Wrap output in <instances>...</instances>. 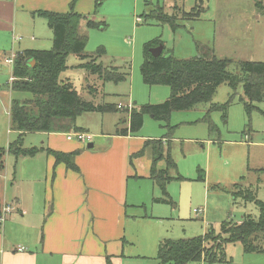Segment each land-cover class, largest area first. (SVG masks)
<instances>
[{
    "label": "rangeland",
    "instance_id": "1",
    "mask_svg": "<svg viewBox=\"0 0 264 264\" xmlns=\"http://www.w3.org/2000/svg\"><path fill=\"white\" fill-rule=\"evenodd\" d=\"M33 1L43 4L47 0ZM97 2L99 4L92 12L103 18L104 26L88 28L84 54L95 59L97 64L118 68L129 75L119 82H104L97 74L83 67L88 57L83 59L69 54L60 79L68 81L87 101L117 106L130 98L132 106L137 108L166 100L170 94L169 87L145 84L140 72L143 46L155 39L162 42L165 50L184 58L197 55L196 43L208 45L216 57L231 61L228 69L234 73L238 71L236 63L239 61H264V0ZM197 5L201 8L198 19L181 18V11H190ZM158 7L165 14L176 17L178 27L175 30L167 23L149 20L145 15L148 13L145 11ZM35 20L37 28H41L42 23L46 26L43 17L37 15ZM50 48L51 45L39 50ZM101 48L103 52L99 50ZM10 81L11 66L3 63L0 66V149L4 150L7 149L5 140L10 99L30 97L29 93L10 91ZM231 96L232 100L228 103ZM244 101L247 99L241 84L233 94L232 88L222 83L216 88L211 103H200L187 110H174L168 122L144 116L137 134L167 139V144L162 145L163 156L169 153L175 162V169H169L171 179L166 184V191L173 200L172 205H168L169 208L172 206L173 217L168 221L176 222L173 227L169 226L170 234L179 235L172 238L201 234L208 223L214 224L217 231L223 220L238 222L245 214L254 219L259 216L257 205L250 198L243 199L237 193L241 188H246L256 199L264 202V101L255 103L256 108L249 115L245 111ZM210 104L225 108L210 110ZM125 116L126 112L120 110L88 111L79 114L75 124L87 134L108 132L112 121L121 125L120 120ZM28 138L39 143V137L34 133ZM156 191L160 195L159 190ZM231 192L236 195L233 196ZM197 208L201 212L195 215ZM147 211L151 212L149 206ZM176 217L186 220L180 221ZM255 243L263 247L262 251L246 252L241 243H228L224 249V260L189 263L264 264V233ZM130 247L135 250L133 245ZM133 262L149 264L152 260L134 259Z\"/></svg>",
    "mask_w": 264,
    "mask_h": 264
},
{
    "label": "crops",
    "instance_id": "2",
    "mask_svg": "<svg viewBox=\"0 0 264 264\" xmlns=\"http://www.w3.org/2000/svg\"><path fill=\"white\" fill-rule=\"evenodd\" d=\"M71 1L0 0V66L10 52L52 47L51 29L47 22L37 28L35 16L42 17L39 11H67ZM97 4V0H74V10L92 13ZM79 27L81 33L88 30L84 21ZM132 103L129 98L117 106ZM120 122L112 121L108 132L89 133L91 139L85 142L68 139L67 132H26L22 147H35L38 152L5 153L0 202L1 213L6 208L9 211L0 222V264H136L134 259L158 263L160 240L179 235L170 234L169 226L176 223L168 221L173 217L172 206H168L173 200L153 201L162 192L150 178L152 152L145 142L161 140L165 146L168 141L137 133L119 135L118 129L128 127L127 113ZM7 131L6 146L19 134L10 122ZM33 133L39 137L38 144L28 138ZM52 151H76L77 170L56 162ZM165 167L164 160L156 163L158 170ZM213 226L208 223L201 234L209 227L216 229Z\"/></svg>",
    "mask_w": 264,
    "mask_h": 264
},
{
    "label": "trees",
    "instance_id": "3",
    "mask_svg": "<svg viewBox=\"0 0 264 264\" xmlns=\"http://www.w3.org/2000/svg\"><path fill=\"white\" fill-rule=\"evenodd\" d=\"M180 11V10H179ZM182 19H198L201 8L193 7L190 11H181ZM52 31V47L49 50H23L16 53L12 66L13 80L10 90L29 93V98H12L9 108V122L12 130L19 134L10 142L7 149H0V170L3 168L4 155L7 151L15 155H35V147L23 148L22 137L26 132H81L75 124L76 117L88 111L114 112L119 110L110 103H96L94 100L83 99L68 81L60 79L66 68V58L74 54L80 58H89L83 64L88 71L97 74L106 81L119 82L129 75L115 67L97 64L95 59L84 54L86 35L80 31V23L84 21L87 28L104 26L103 18L92 13H78L74 10V0L64 12L39 11ZM149 20L154 19L167 23L172 30L178 25L176 17L165 14L164 10H152L147 14ZM162 44L158 39L147 42L143 46L140 67L142 81L147 85L162 84L170 89L169 97L158 104H144L128 110V127L117 130L119 135L135 134L143 125L145 115L155 120L168 122L174 110H187L200 103H211L216 88L226 83L232 88L233 94L242 85L247 101L243 102L249 115L256 108L255 103L264 101V61H239L236 63L237 73L228 69V59L216 57L213 49L196 43L197 55L192 57H176L171 51L165 50L153 56L150 48ZM103 52V49H99ZM100 51V52H101ZM87 58V59H88ZM34 61V64L31 63ZM127 70L129 65H127ZM232 100V96L228 103ZM227 103V104H228ZM225 106L210 104V110L224 109ZM151 145L152 165L150 178L162 191V196L153 198L154 202L170 203L171 198L166 191V184L171 179L169 169H175V162L170 154L163 156L161 140H147L145 146ZM144 147L138 152L141 154ZM56 162L65 163L71 170H77L74 162L75 152H51ZM163 170L156 168L159 160H164ZM181 178V177H180ZM203 179V178H201ZM236 187V185H234ZM237 193L244 199L252 200L259 208V216L254 219L243 215L241 220L234 222L224 220L219 230L209 227L203 234L187 237L160 240L156 259L157 264H188L193 261L217 262L224 260L225 246L228 243H241L246 252H260L263 247L256 244L259 235L264 233V202L251 195L250 190L241 188ZM236 195L235 192H231ZM1 213V202H0ZM107 264H111L108 262Z\"/></svg>",
    "mask_w": 264,
    "mask_h": 264
},
{
    "label": "built area",
    "instance_id": "4",
    "mask_svg": "<svg viewBox=\"0 0 264 264\" xmlns=\"http://www.w3.org/2000/svg\"><path fill=\"white\" fill-rule=\"evenodd\" d=\"M15 56H16V53L12 52V53H10L9 55L5 56L4 59H3V61H4V63H5L6 65L11 66V69H12V66H13V62H14V58H15ZM12 80H13V77L11 76V81H10V83L12 82ZM117 107H118L119 109L124 108V107H122L121 105H118ZM128 107H129V108H128ZM126 108H127L128 110H130V109H131V105L126 106ZM66 137H67L68 139H77V140H79V141H81V142L89 141V140L91 139V136H90L89 134L81 133V132H67V133H66ZM8 211H9V208H6L5 210H2V213L0 214V222L3 221L4 213H5V212H8ZM195 212H196V213H200L201 211H200V209H196ZM17 250L21 251V250H24V248H23V247H18Z\"/></svg>",
    "mask_w": 264,
    "mask_h": 264
},
{
    "label": "water",
    "instance_id": "5",
    "mask_svg": "<svg viewBox=\"0 0 264 264\" xmlns=\"http://www.w3.org/2000/svg\"><path fill=\"white\" fill-rule=\"evenodd\" d=\"M162 50H163V45L162 44H159V45H157L155 47L150 48L151 54L153 56H155V57L160 55L162 53ZM31 63L34 64V61L31 60Z\"/></svg>",
    "mask_w": 264,
    "mask_h": 264
}]
</instances>
